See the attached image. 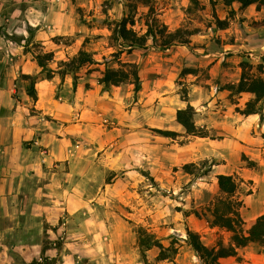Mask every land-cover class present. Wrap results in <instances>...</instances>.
Here are the masks:
<instances>
[{
  "label": "rangeland",
  "instance_id": "374dc122",
  "mask_svg": "<svg viewBox=\"0 0 264 264\" xmlns=\"http://www.w3.org/2000/svg\"><path fill=\"white\" fill-rule=\"evenodd\" d=\"M233 8L234 14L211 0H0V35L18 42L17 32L27 30L37 64L36 56L48 54L46 42L53 54L46 65L54 71L81 51L96 62L67 74L71 85L60 107L66 121L50 116V124L63 122L58 136L65 151L64 159L50 165V201L39 193H12L6 207L0 203V264L45 258L51 264H203L187 242V228L206 246L230 243L232 233L193 212H206L218 197L220 174L236 179L239 197L253 192L257 182L247 175L259 169L254 153L221 135L229 133L226 125L199 127L209 139L188 135L176 113L214 90L229 92L228 101L237 104L233 112L253 100L232 94L230 86L238 84L242 62L264 77V8ZM27 14L33 15L32 25ZM154 17L168 33L181 31L187 45L165 48L163 38L150 37L148 48L128 53L114 39L123 19L133 20L128 27L142 35ZM216 18L227 20L224 29ZM34 29L46 37L34 40ZM130 63L138 66L140 91L132 77L119 86L99 83L106 69ZM257 106L263 118L264 102ZM156 130L178 135L164 137ZM188 164L191 173L183 169ZM260 211L264 207L241 211L245 229ZM140 228L164 247L173 244L177 255L157 261L154 247L144 256ZM220 264H264V244L239 249L237 257Z\"/></svg>",
  "mask_w": 264,
  "mask_h": 264
},
{
  "label": "crops",
  "instance_id": "0c3cea01",
  "mask_svg": "<svg viewBox=\"0 0 264 264\" xmlns=\"http://www.w3.org/2000/svg\"><path fill=\"white\" fill-rule=\"evenodd\" d=\"M27 15L32 25L33 15ZM3 19L0 18V27ZM34 32L36 41L46 37L40 34L41 30L34 29ZM18 33L21 36L18 42L0 35V203L4 207L8 205V197L12 193L14 197L17 194H28L30 197L32 193H39L41 199L45 196L47 203L50 201V165L65 157L64 142L58 136L59 124L63 122L50 124V116L58 121L65 120L60 107L62 110L64 104L61 102L68 98L66 91L71 85L69 75H65L67 79L64 80L59 73H54L53 78L47 79L30 50L32 44L28 46L26 43L27 30L22 29ZM44 49L46 53L50 52L48 42ZM25 77L36 78V99L27 93L31 79ZM57 92L59 99L55 98ZM228 95L229 92L220 89L200 94L195 102L192 101V105L197 106L196 126L211 131L219 125H226L230 131L221 135L240 145L244 151L254 153L252 159L259 169L254 173L249 172L247 178L257 182L256 188H252L253 192L248 196L241 193L239 197L240 193L237 192L236 197L243 203L240 212L245 208H250L252 212L262 210L264 197L260 198L259 195L261 191L264 192V169L261 166L264 165V110L263 118L261 114L240 115L233 112L237 104L230 103ZM238 95L254 99L250 93ZM202 101H206V105H199ZM209 138L208 134L201 137ZM247 178L244 176L245 180ZM40 182L43 185H37ZM263 214L264 211H260L255 218ZM241 215L246 219L244 214Z\"/></svg>",
  "mask_w": 264,
  "mask_h": 264
},
{
  "label": "trees",
  "instance_id": "16d2710c",
  "mask_svg": "<svg viewBox=\"0 0 264 264\" xmlns=\"http://www.w3.org/2000/svg\"><path fill=\"white\" fill-rule=\"evenodd\" d=\"M214 3H221L224 7L230 9V13L234 14V5L239 10H245L249 7H256L258 10L264 8V0H211ZM217 25L224 29L227 25V20H219L216 18ZM128 25L134 26V21L123 19L117 23L113 30L114 39L122 40L124 47H129L128 53H131L136 49L148 48V40L150 37L153 39L163 38V45L165 48H169L175 45H187L188 40H183L180 37L181 31L176 33H168L167 27L164 24H160L159 20L154 17L151 22H147V30L144 34H138L134 29L129 28ZM261 26H264V19L260 22ZM39 66L42 68V72H46V78L51 79L54 73H59L62 78L69 73H75L80 68L95 64V60L92 56L81 51L78 56L74 57L69 62H64V69L60 71H54L47 68L46 63L53 59V54L48 53L44 56H36ZM117 70L106 69L102 78L99 80L100 84L108 86H119L126 82L130 77L133 79L135 85V92L140 91V75L137 64L130 63L124 64ZM242 73L237 85L230 86L232 94L250 93L254 95V99L246 103V107L241 110L237 109L241 115L248 116L252 114H260L258 104L264 102V77L256 75L251 72L250 64L248 62L241 63ZM259 71L260 68H258ZM31 79V83L27 88V93L32 98L36 99L35 90V78L25 77ZM74 87L77 85V79L73 78ZM195 109L193 106L188 105L185 109H180L176 113V121L180 124L188 135L207 137V132L198 128L194 122ZM161 136L174 138L178 134L172 131L156 130ZM193 164H188L183 167L188 173H191L190 169ZM219 195L211 206L206 208V212L200 213L198 211L193 214L198 219H204L211 227H218L225 229L232 233L231 241L227 245L223 241H219L216 246L209 247L203 244L200 236L187 228V242L196 252L198 258L203 264H220V259H226L230 257H237L238 250L247 247L250 244L263 245L264 244V214L250 223L248 229H245L246 222L241 216L240 209L242 207V201H240L236 194L239 189V184L236 179L231 175L220 174L217 176ZM140 249L145 256L146 251L157 247L159 249V255L157 261L170 260L178 253V248L173 244L169 247H164L160 242L154 239V235L146 232L143 228L139 229L138 238ZM47 258L40 262L35 259L29 264H51L47 262Z\"/></svg>",
  "mask_w": 264,
  "mask_h": 264
}]
</instances>
